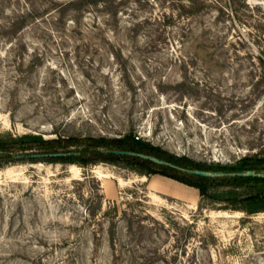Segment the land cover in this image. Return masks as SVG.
Wrapping results in <instances>:
<instances>
[{"label": "rangeland", "instance_id": "374dc122", "mask_svg": "<svg viewBox=\"0 0 264 264\" xmlns=\"http://www.w3.org/2000/svg\"><path fill=\"white\" fill-rule=\"evenodd\" d=\"M82 2L0 0V137L134 133L196 163L264 159V0ZM21 148L0 152V264H264V184L202 196Z\"/></svg>", "mask_w": 264, "mask_h": 264}, {"label": "trees", "instance_id": "16d2710c", "mask_svg": "<svg viewBox=\"0 0 264 264\" xmlns=\"http://www.w3.org/2000/svg\"><path fill=\"white\" fill-rule=\"evenodd\" d=\"M86 3L88 0H77ZM74 1H70L73 4ZM88 3V2H87ZM25 14V13H24ZM23 14V15H24ZM30 14L29 12L26 13ZM22 17V16H21ZM20 146V150L25 152L23 157L30 155L29 152L35 146L48 149L43 153H71L64 157H48V158H28L31 160H47L49 162H68L78 163L79 165L89 166L96 165L97 163L105 162L118 164L122 163L128 166L131 170L142 176L160 175L170 178L181 184L197 189L200 195L205 196L208 194L209 189L214 186L222 185H237L241 186L246 183L264 184V178L258 177H202L185 172L184 169L193 170H205L212 172H242L253 170L256 172H264V159L257 160L252 158H243L237 165L221 166V165H207L202 163H196L186 157H177L170 154L161 147L154 146L150 142L143 141L134 133H128L119 138H107V137H85L81 139H69L67 141H61V143L46 142L39 135L25 134L21 137H13L12 135L0 137V152H8L9 160L14 161L18 155L11 153V148L14 146ZM56 145L61 147L58 151ZM72 147H75L72 149ZM132 151L136 153H142L155 156L159 159L165 160L167 163L177 166L178 168L170 165L156 164L150 160L132 156V155H120L111 151ZM33 154V153H32ZM22 157V158H23ZM1 159V156H0ZM260 194V193H259ZM258 196V195H257ZM264 208V207H260ZM248 213L257 212V209L249 208L246 210Z\"/></svg>", "mask_w": 264, "mask_h": 264}, {"label": "water", "instance_id": "95a60500", "mask_svg": "<svg viewBox=\"0 0 264 264\" xmlns=\"http://www.w3.org/2000/svg\"><path fill=\"white\" fill-rule=\"evenodd\" d=\"M115 154H120V155H132V156H138L147 160H150L156 164L160 165H170L172 167L178 168L175 165L167 163L165 160L159 159L155 156L152 155H147V154H142V153H136L132 151H111ZM71 153H63V152H56V153H33L30 154L26 157L28 158H48V157H64L67 155H70ZM185 172H188L193 175L197 176H202V177H210V178H216V177H258V178H264V172H256L253 170L249 171H242V172H232V173H227V172H211V171H205V170H198V169H193V170H188L184 169Z\"/></svg>", "mask_w": 264, "mask_h": 264}]
</instances>
